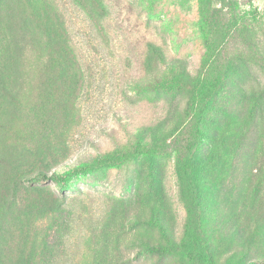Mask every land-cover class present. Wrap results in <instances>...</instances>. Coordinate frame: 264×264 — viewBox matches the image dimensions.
<instances>
[{"label":"rangeland","instance_id":"1","mask_svg":"<svg viewBox=\"0 0 264 264\" xmlns=\"http://www.w3.org/2000/svg\"><path fill=\"white\" fill-rule=\"evenodd\" d=\"M190 250L264 264V0H0V264Z\"/></svg>","mask_w":264,"mask_h":264},{"label":"trees","instance_id":"2","mask_svg":"<svg viewBox=\"0 0 264 264\" xmlns=\"http://www.w3.org/2000/svg\"><path fill=\"white\" fill-rule=\"evenodd\" d=\"M157 84H160L161 82H156ZM159 86V85H158ZM161 88H166L167 85H162L160 86ZM163 235L166 237L167 241L170 243V245L178 250L184 248V242L183 241H180V242H177L174 238L172 239L168 233L166 232L165 229H163L162 231ZM188 237L194 239L193 242H194V246L198 247L200 246V242L195 239L193 237V235H189L188 233ZM141 241V240H140ZM141 245L149 252V253H154L156 255H161L162 253H164L167 248H164L160 245H155V244H151L147 241H141ZM190 253H188V259L189 261L193 264V263H198V264H209L208 261L211 260V257L209 254H205V253H199V254H194L193 253V250H190L189 251ZM210 264H213L210 262Z\"/></svg>","mask_w":264,"mask_h":264}]
</instances>
